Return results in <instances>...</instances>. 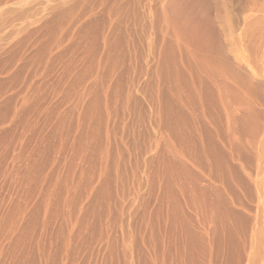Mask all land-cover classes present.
Returning <instances> with one entry per match:
<instances>
[{"label": "rangeland", "instance_id": "374dc122", "mask_svg": "<svg viewBox=\"0 0 264 264\" xmlns=\"http://www.w3.org/2000/svg\"><path fill=\"white\" fill-rule=\"evenodd\" d=\"M0 264H264V0H0Z\"/></svg>", "mask_w": 264, "mask_h": 264}, {"label": "bare ground", "instance_id": "6f19581e", "mask_svg": "<svg viewBox=\"0 0 264 264\" xmlns=\"http://www.w3.org/2000/svg\"><path fill=\"white\" fill-rule=\"evenodd\" d=\"M202 60H203V64H205L206 66L213 67V68H215L216 66H218V64L221 63L220 60H213V58H211V57H207V58L202 59ZM217 68L220 69V67H217ZM220 71H221V69H220Z\"/></svg>", "mask_w": 264, "mask_h": 264}]
</instances>
